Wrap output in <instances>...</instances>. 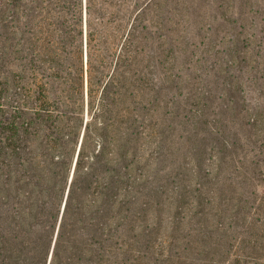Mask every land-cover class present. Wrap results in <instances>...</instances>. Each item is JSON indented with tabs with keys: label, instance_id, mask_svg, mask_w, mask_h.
Here are the masks:
<instances>
[{
	"label": "trees",
	"instance_id": "obj_1",
	"mask_svg": "<svg viewBox=\"0 0 264 264\" xmlns=\"http://www.w3.org/2000/svg\"><path fill=\"white\" fill-rule=\"evenodd\" d=\"M119 2L0 0V264L264 262V110L232 77L212 117L155 119L151 1L127 32Z\"/></svg>",
	"mask_w": 264,
	"mask_h": 264
},
{
	"label": "rangeland",
	"instance_id": "obj_2",
	"mask_svg": "<svg viewBox=\"0 0 264 264\" xmlns=\"http://www.w3.org/2000/svg\"><path fill=\"white\" fill-rule=\"evenodd\" d=\"M132 1L119 2L124 32L131 25ZM150 1L152 94L162 99L153 107L151 115L155 119L170 117L176 106L182 107V121L193 123L200 109H205V114L212 117L226 103L224 98L228 102L224 85L232 77L242 84L239 106L246 117L250 115L249 111L264 110V0ZM86 37L85 32L82 40L85 70L88 60ZM240 56H247V60L241 61ZM166 72L172 78L160 84L157 79H163ZM207 92L210 100L204 107L203 97ZM85 119L88 120L87 112ZM208 121L215 123L214 118ZM183 129L178 128L174 134L179 137ZM159 131L163 132L165 128L159 127ZM174 134L170 132L172 137ZM155 141L156 137H153L151 143ZM242 151L244 153L245 149ZM184 152L188 155L168 156L164 164L166 179L168 174H172L169 180L175 178L173 169L178 167L175 165L187 166L194 161V155L191 157L188 151ZM212 156L211 151L206 152L207 165H212ZM258 156L264 169V153ZM188 178H192L191 174ZM236 259L230 256L226 263L220 264H264L263 261L240 258L242 262H237Z\"/></svg>",
	"mask_w": 264,
	"mask_h": 264
}]
</instances>
